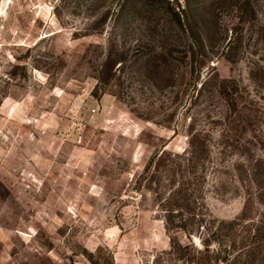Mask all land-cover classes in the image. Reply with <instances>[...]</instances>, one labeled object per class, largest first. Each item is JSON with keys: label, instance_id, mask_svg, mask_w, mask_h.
Segmentation results:
<instances>
[{"label": "rangeland", "instance_id": "374dc122", "mask_svg": "<svg viewBox=\"0 0 264 264\" xmlns=\"http://www.w3.org/2000/svg\"><path fill=\"white\" fill-rule=\"evenodd\" d=\"M256 173L264 0H0V264H264Z\"/></svg>", "mask_w": 264, "mask_h": 264}, {"label": "trees", "instance_id": "16d2710c", "mask_svg": "<svg viewBox=\"0 0 264 264\" xmlns=\"http://www.w3.org/2000/svg\"><path fill=\"white\" fill-rule=\"evenodd\" d=\"M238 9L241 10V12H244V10H246V7H243V5L239 4L237 6ZM175 15H176V18H177V23H178V26H183V23H182V18H181V14L179 12H174ZM257 176V173L255 174V178L257 179V182L260 183V185H262L263 188H261L262 190H260V192H257V194H261L263 195L264 194V185L262 184L264 181H262V178L259 179L256 177ZM264 180V179H263ZM245 212H243V214H245ZM241 219H243V217H240ZM263 218H264V215H263ZM261 223L264 222V221H260ZM172 221H168L167 224L169 227H171L172 225ZM236 224V220L235 221H230V222H226V221H220L219 222V229H218V232L217 234L219 233H227L229 235H234L236 233L235 229H234V226ZM181 227H183V229H188V230H185L187 233V236L188 238L190 239V237H192V234L193 233H196L194 231H197L199 229V227H195V224L192 226L193 228L189 229L187 228V224H183ZM196 229V230H195ZM216 233V232H213V234ZM251 233V232H250ZM249 236V235H248ZM253 238L255 239V244L252 245H246L244 246V248L246 249L245 252H248L247 254L248 255V260H247V263H254V261L257 259V258H261V260L264 262V225H260L257 229L254 230V233H253ZM247 239V237H245ZM240 256V254H236V258H238ZM225 261H228V258H224Z\"/></svg>", "mask_w": 264, "mask_h": 264}, {"label": "built area", "instance_id": "2783aa9c", "mask_svg": "<svg viewBox=\"0 0 264 264\" xmlns=\"http://www.w3.org/2000/svg\"><path fill=\"white\" fill-rule=\"evenodd\" d=\"M96 111V109L95 108H93V109H91L90 110V112L92 113V112H95Z\"/></svg>", "mask_w": 264, "mask_h": 264}]
</instances>
